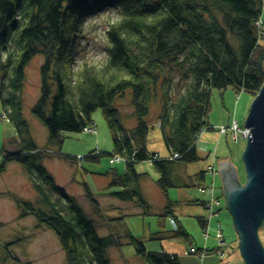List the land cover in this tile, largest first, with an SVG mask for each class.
I'll return each instance as SVG.
<instances>
[{
    "label": "trees",
    "instance_id": "obj_1",
    "mask_svg": "<svg viewBox=\"0 0 264 264\" xmlns=\"http://www.w3.org/2000/svg\"><path fill=\"white\" fill-rule=\"evenodd\" d=\"M106 11L115 12L117 18L105 31L108 45L102 50L104 59L89 61L80 55L81 34L90 18ZM263 14L264 0H0L1 117L16 131V137L4 140L0 175L9 164H20L38 199L33 202L12 192L0 193V197L16 204L21 219L33 216L38 227L55 232L66 264H112L110 249L126 244L134 247L144 264H182L179 255L148 251L144 241L129 229L123 233L111 229L108 235L100 236L99 220L58 186L45 161L58 159L80 165L81 161L101 163L104 158H113L111 165L123 162V171L111 168L91 173L109 179L105 196L129 203L145 216L168 219L174 230L153 234L154 241L190 239L180 220L172 216L179 201H172L168 192L196 189L208 201L187 204L209 210L208 218H196L208 234L211 219L223 207V186L222 196L216 187L220 176L217 154L208 153L214 163L207 171L192 175L188 167L202 161L199 142L206 131H215L208 121L213 91L234 88L256 97L264 85V26L257 25L264 20ZM38 56L44 58L40 97L31 112L48 131L45 147L37 144L24 115L26 71ZM126 95L130 98L129 114L116 104ZM154 105H158V125L151 123ZM99 109L110 130L113 150H94L82 158L63 154L64 133L96 134L93 115ZM128 120H134L133 126L125 124ZM232 120L228 127H219L220 136L232 135V124L238 123L235 116ZM155 126L169 157L149 149ZM142 163L156 169V185L169 202L159 214L153 212L144 194L142 184L149 174L138 172ZM82 187L103 225L124 222L113 218L110 210H102L98 195L87 183ZM211 189L221 208L208 206ZM219 230L222 232V226ZM15 243L3 247L8 258L16 260L10 251ZM219 248L217 241L216 249L193 247L197 254L189 249L187 256L198 258L204 251L206 256H215Z\"/></svg>",
    "mask_w": 264,
    "mask_h": 264
},
{
    "label": "rangeland",
    "instance_id": "obj_2",
    "mask_svg": "<svg viewBox=\"0 0 264 264\" xmlns=\"http://www.w3.org/2000/svg\"><path fill=\"white\" fill-rule=\"evenodd\" d=\"M264 17V14H263ZM117 18L115 12L106 11L97 16L90 18L81 34L79 51L80 55L89 61L99 62L104 59L103 48L108 45L105 31H107L109 23ZM44 63L42 56L36 57L29 65L26 71L27 83L25 86V100H24V115L29 121L32 129V135L35 138L37 144L40 147H45L48 140L47 129L32 115V106L37 102L40 97V68ZM176 81L179 78L176 77ZM182 84L178 87L180 88ZM241 96L243 97L241 100ZM248 98L249 110L255 100V96L246 92H239L237 89L229 88L224 92L214 90L212 94L211 110L209 113L208 121L215 131H206L204 137L209 140H214L212 145V154L218 156L216 167L218 172L220 168V161H227L230 159L231 163L237 167L239 180L245 184L246 182V169L243 163V154L247 147V140L240 139L235 140L229 134H223L220 136L218 132L221 129L220 126L228 127L233 122L234 116L238 120L246 121V114L240 108L244 100ZM241 100V101H240ZM123 113L129 114L130 98L126 95L125 98L119 99L116 103ZM158 105H154L151 111V123L158 125L157 122ZM248 114V113H247ZM96 134H72L64 133V144L62 147V153L68 154L77 158H82L88 155L91 151L97 150L98 152L110 153L113 148V140L105 121L103 110L99 109L94 115ZM239 123V121H238ZM125 124L129 127L133 126L134 120L125 121ZM240 125V123H239ZM16 134L14 127L9 121L1 117V105H0V156L4 143V138H12ZM208 135V136H207ZM202 140V139H201ZM203 142V141H202ZM219 147V152H218ZM149 149L150 151L157 152L162 157H169V152L164 145L161 132L157 126L152 130L149 137ZM214 158V157H213ZM213 158H204L202 161L196 164H192L188 168L189 174H195L201 170H206L207 166L214 163ZM113 158H104L101 163H90L81 161L80 165H70L62 160L47 159L45 166L49 172L54 176L58 186L66 192L69 196L76 198L79 204L83 207L85 212L91 217L98 219L99 221V234L100 236H106L110 233V230H114L119 233H123L124 229H129L134 236L141 238L148 251L159 252L163 249V242L154 241L151 239L152 235L162 231H173V227L169 223L168 219L163 220L160 216H145L140 209L134 208L129 204L122 205V208L127 212L125 214V220L122 222L119 219L120 224H113L110 227L103 225L104 220H101L94 215L93 209L85 197V191L82 187L83 183H87L91 190L96 194L97 199L100 202L103 211H109L111 215H119L124 212L118 211V209H110L113 203L119 205L121 202L113 198H102L101 195L107 191L108 178L93 176L91 172L104 173L111 168H117L119 171H123L124 163L111 165L110 161ZM138 172L148 173L149 178L146 179L143 184L144 194L148 196V201L153 204V212L160 213L161 208L164 209L167 205V198L163 192L157 187L156 181L159 178L156 169L149 163H142L137 167ZM222 179L218 176L216 180V187L218 194L222 196L220 188L222 187ZM0 188H8L9 190H17L22 198L30 201H36L38 196L34 191L30 179L25 173L24 168L18 163H12L9 166L7 172L0 178ZM6 193V192H1ZM16 194V193H15ZM168 196L172 201H180L182 199L192 198L195 200L208 201V197L201 195L198 190H178L171 189L168 192ZM222 205L218 220H214L211 223L208 234L201 229L199 223L195 218L190 216H204L209 217V210L203 206H178L176 205L174 210L179 215L180 223L190 233L192 240H185L184 238L167 240L169 243L173 242L172 246L179 250L182 254V264H187L188 257L184 252V246L189 252L191 246H195L199 249L205 248V239L208 240V245L213 248H217V235L222 226L221 234L226 240L227 247L234 248L232 244L235 242L236 252L239 246V238L233 226V220L226 207L225 198L222 197ZM132 209V210H131ZM221 224V225H220ZM260 239L264 246V228L259 231ZM208 237V238H206ZM217 240V241H216ZM16 242L14 246H11L10 251L15 254V259L8 258V251L3 247V244ZM228 249L226 252H229ZM112 264H144L143 260L136 255L135 249L131 245H124L121 248H112L109 251ZM198 259V260H197ZM195 264H217L219 260H206L202 261L197 258ZM223 261V260H220ZM194 262V261H192ZM225 262V261H224ZM0 264H66V256L62 249L61 243L55 234V232L49 228L38 227V221L35 217L30 216L24 219L19 217V211L16 204L9 198L0 197Z\"/></svg>",
    "mask_w": 264,
    "mask_h": 264
},
{
    "label": "water",
    "instance_id": "obj_3",
    "mask_svg": "<svg viewBox=\"0 0 264 264\" xmlns=\"http://www.w3.org/2000/svg\"><path fill=\"white\" fill-rule=\"evenodd\" d=\"M264 68V64H263ZM250 131L243 154L245 184L230 159L220 161L223 197L239 238L244 264H264V246L259 231L264 228V85L255 97L246 118Z\"/></svg>",
    "mask_w": 264,
    "mask_h": 264
},
{
    "label": "crops",
    "instance_id": "obj_4",
    "mask_svg": "<svg viewBox=\"0 0 264 264\" xmlns=\"http://www.w3.org/2000/svg\"><path fill=\"white\" fill-rule=\"evenodd\" d=\"M242 96H241V100H242ZM240 100V101H241ZM248 103H249V99L248 98H246L245 100H244V103H243V105L240 107L241 109H242V111H244V113L246 114V116H248V114L247 113H249V107H248ZM238 120V119H237ZM239 121V123H240V126L241 127H243V128H245V126H244V122H243V120H238ZM208 136V135H207ZM13 137H16V134L13 136ZM12 137V138H13ZM4 140H5V138H4ZM203 141V142H202ZM215 143V141L214 140H209V138H206V136L204 137H202V140H200V142H199V152H200V155H201V157H202V159H204V158H208V153L210 152V151H212L211 149H212V145ZM218 152H219V147H218ZM1 157V156H0ZM218 157V156H217ZM225 161V160H224ZM12 164V163H11ZM9 166H10V164L8 165V167H7V170L9 169ZM189 168V167H188ZM7 172V171H6ZM5 172V173H6ZM4 173V174H5ZM198 173V172H197ZM4 174H2V175H0V178H1V176H3ZM196 174V173H195ZM219 174H220V172H219ZM193 175V174H192ZM217 179V178H216ZM15 190V189H14ZM14 190H9L8 188H0V193L1 192H12V193H16L17 194V190H15V191H17V192H15ZM164 194V193H163ZM19 195V194H18ZM20 196V195H19ZM145 196H146V194H145ZM164 196H165V194H164ZM101 197L102 198H104V197H106V198H108V199H110L109 197H107V196H105V194H103V195H101ZM169 197V196H168ZM146 198L147 199H149L148 198V196H146ZM193 201H195V199H192V198H187V199H182V202H180L179 201V204H178V206H187V207H192V206H197V205H190V204H187V203H191V202H193ZM150 202V201H149ZM126 204H129V203H120L119 205H115L116 207H114L113 205V203L111 204V206L113 207V209L112 210H115V209H118V211L120 210V211H122V212H124L125 210L122 208V205H126ZM150 204L151 205H153L151 202H150ZM169 204V202H168V200H167V205ZM129 205H131V204H129ZM167 205L165 206V208L167 207ZM132 206V209H134L135 207L133 206V205H131ZM164 208V209H165ZM111 209V208H110ZM131 209V210H132ZM164 209H162L161 208V210H160V212H163L164 211ZM219 212L220 211H218V213H217V217L215 216V217H213L212 219H211V222L210 223H212L215 219L216 220H218V218L220 217V214H219ZM127 212H124L123 214H121V215H119L118 217H116L117 215H111L113 218H117V219H124L125 218V214H126ZM172 216H174V217H176L177 219H178V221L180 220V218H179V215H177L176 214V212L174 211V213H173V215ZM191 218H197V217H204V216H190ZM205 218H207V217H205ZM179 223H180V221H179ZM180 225H182V224H180ZM210 227H211V225H210ZM189 240H192V238H191V236H190V239ZM188 240V241H189ZM209 240V239H208ZM208 240L206 241L205 240V248H208V249H216V247L214 246L213 248H211L207 243H208ZM217 243V242H216ZM172 244H173V242H171V243H169V241H164V243H163V249L162 250H164V251H166V252H168V253H170V254H174V255H179L180 256V259L182 260L183 258H182V254H181V252H179V250H177L176 248H174L173 246H172ZM235 242H234V244H232V246H234V248H231V247H228L227 248V250L228 249H230L229 250V252H227V257H226V259L225 260H223V261H220V259L219 258H217V257H215V256H207L206 258H204L202 261L204 262V261H206V260H219V261H217V264H225V262L226 261H228V260H232L233 262H234V264H244V262H243V260H242V258H241V256H240V253H239V250H237L236 249V252L234 251V252H232L233 250H235ZM196 248L195 246H191L190 247V249L191 248ZM204 248V249H205ZM186 247L184 246V252L183 253H185L186 255H187V251H186ZM196 249H199V248H196ZM162 250H160V251H162ZM226 250V251H227ZM199 258V257H198ZM229 258V259H228ZM196 257L195 256H188L187 258H186V260H188V262H187V264H195V261H196ZM200 259V258H199ZM198 260V259H197ZM192 261H194V262H192ZM225 261V262H224Z\"/></svg>",
    "mask_w": 264,
    "mask_h": 264
},
{
    "label": "built area",
    "instance_id": "obj_5",
    "mask_svg": "<svg viewBox=\"0 0 264 264\" xmlns=\"http://www.w3.org/2000/svg\"><path fill=\"white\" fill-rule=\"evenodd\" d=\"M259 27H263L264 26V20L261 18L258 21L257 24ZM223 132H226V128H223ZM230 132L232 134V136L234 137L235 140H238L241 138V136H243L245 140L248 139V134L250 133V131L246 128H242L241 126H239V124L237 122H234L232 124V127L230 128ZM214 190V189H213ZM213 190L211 189L210 191H212V199L209 201L208 206L210 207V209L215 210L216 207H220L221 208V202L218 200V198L214 197L215 196V192H213ZM214 195V196H213ZM172 223L174 224V221H172ZM224 237L221 234V231H218V235H217V240H218V246L220 247L218 252H217V257L221 260H225L226 259V252L223 250L224 246H225V241H224ZM204 250H207V248H205ZM190 253L191 254H197V250L195 249H190ZM189 254V252L187 253ZM199 257V255H198ZM200 257L202 259H204L206 256L205 251L201 252ZM199 257V258H200ZM225 264H231L230 262H225Z\"/></svg>",
    "mask_w": 264,
    "mask_h": 264
},
{
    "label": "bare ground",
    "instance_id": "obj_6",
    "mask_svg": "<svg viewBox=\"0 0 264 264\" xmlns=\"http://www.w3.org/2000/svg\"><path fill=\"white\" fill-rule=\"evenodd\" d=\"M232 138H234L232 135H230ZM218 213V212H217ZM217 213H216V215H217ZM221 225V224H220ZM208 249V248H207ZM188 255V254H187ZM215 256H217V255H215ZM226 257H227V253H226ZM229 259V258H228ZM227 262H230L231 264H234V262L230 259V260H228Z\"/></svg>",
    "mask_w": 264,
    "mask_h": 264
},
{
    "label": "flooded vegetation",
    "instance_id": "obj_7",
    "mask_svg": "<svg viewBox=\"0 0 264 264\" xmlns=\"http://www.w3.org/2000/svg\"><path fill=\"white\" fill-rule=\"evenodd\" d=\"M221 210V209H220Z\"/></svg>",
    "mask_w": 264,
    "mask_h": 264
}]
</instances>
